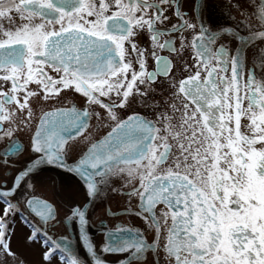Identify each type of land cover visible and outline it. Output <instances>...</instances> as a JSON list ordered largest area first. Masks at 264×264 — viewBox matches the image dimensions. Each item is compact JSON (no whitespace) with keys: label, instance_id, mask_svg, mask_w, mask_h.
<instances>
[{"label":"snow or ice","instance_id":"obj_1","mask_svg":"<svg viewBox=\"0 0 264 264\" xmlns=\"http://www.w3.org/2000/svg\"><path fill=\"white\" fill-rule=\"evenodd\" d=\"M225 5L0 0V261L264 264V0Z\"/></svg>","mask_w":264,"mask_h":264},{"label":"flooded vegetation","instance_id":"obj_2","mask_svg":"<svg viewBox=\"0 0 264 264\" xmlns=\"http://www.w3.org/2000/svg\"><path fill=\"white\" fill-rule=\"evenodd\" d=\"M216 3H217V13H218L219 17L222 18L224 21H228L229 16H230V12H229V9L227 8V6L225 5V0H216ZM164 39H165V37H162L161 42H163ZM190 39H191V37H189V41H190ZM145 42H146V36L141 38V41H140L141 47L146 46ZM175 44L177 47H179V41H175ZM158 54L169 56L170 58L175 55V54H170L166 49L163 51H159ZM185 60L188 61V63L190 65L192 64L193 56L191 55L190 52L188 55L185 56ZM153 68H154V61L149 59V70H152ZM50 74L54 75V73H51V72H50ZM259 78L260 77L258 75V79ZM8 88H10V83L8 85H3L2 83H0V90H7ZM21 99H23V96H21ZM58 106H60V105H52L51 107H58ZM65 106H66V102H65ZM41 107H43L44 111L51 110V107L48 105H43V106L36 105L34 107V119H33L34 125H38V123H39V116L42 114ZM141 112H142V114H144L143 110H141ZM20 139L26 140L27 139V133H23L21 135ZM171 143L173 145L174 153L180 154V155H183V153L179 152L180 143L184 144L186 151L189 148H191L192 150H195V148L197 147V143L192 139V130L191 129L188 130L185 138H182L181 140L172 139ZM4 146H5L4 144H0V150H2L4 148ZM189 162H191V158H189ZM110 187L111 186H109V188ZM38 191L39 192H45L46 190L43 188H40V189H38ZM46 194L50 196V191L47 192ZM97 204H99V201H97ZM108 207H109L108 204H104L103 208L97 207L95 212H93V214L90 218L91 227H90L89 231H90V235L92 236V238L95 241L102 240L103 239V233L108 228L115 229L118 225L122 228H137L142 233H144L146 238L151 240L152 233L146 231L145 222L143 221V219L141 217L130 216V215H128V213L123 211V209H117V208H113V211L115 212V216H112V215H109L106 211ZM101 220H103L105 222V227L100 226ZM68 230L71 232V236H72L71 241L75 242V244H76L77 253H83V249H82L81 245L79 244L78 235H77L76 230L70 229V228ZM61 231H62V229H61Z\"/></svg>","mask_w":264,"mask_h":264},{"label":"water","instance_id":"obj_3","mask_svg":"<svg viewBox=\"0 0 264 264\" xmlns=\"http://www.w3.org/2000/svg\"><path fill=\"white\" fill-rule=\"evenodd\" d=\"M71 243H72L73 250H75V251L77 252V247H76L75 242H72V241H71Z\"/></svg>","mask_w":264,"mask_h":264},{"label":"rangeland","instance_id":"obj_4","mask_svg":"<svg viewBox=\"0 0 264 264\" xmlns=\"http://www.w3.org/2000/svg\"><path fill=\"white\" fill-rule=\"evenodd\" d=\"M44 189V188H43ZM0 264H5V262H3V261H0Z\"/></svg>","mask_w":264,"mask_h":264}]
</instances>
